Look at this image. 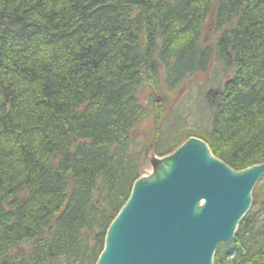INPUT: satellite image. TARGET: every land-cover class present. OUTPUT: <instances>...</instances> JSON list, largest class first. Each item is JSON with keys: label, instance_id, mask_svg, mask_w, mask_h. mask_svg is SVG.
<instances>
[{"label": "trees", "instance_id": "16d2710c", "mask_svg": "<svg viewBox=\"0 0 264 264\" xmlns=\"http://www.w3.org/2000/svg\"><path fill=\"white\" fill-rule=\"evenodd\" d=\"M212 60L233 72L201 128L134 135L147 86ZM192 135L235 170L264 162V0H0V264H96L151 152ZM252 196L214 264H264V176Z\"/></svg>", "mask_w": 264, "mask_h": 264}, {"label": "water", "instance_id": "95a60500", "mask_svg": "<svg viewBox=\"0 0 264 264\" xmlns=\"http://www.w3.org/2000/svg\"><path fill=\"white\" fill-rule=\"evenodd\" d=\"M151 163L110 224L96 264H214L251 208L264 162L235 170L192 136Z\"/></svg>", "mask_w": 264, "mask_h": 264}, {"label": "rangeland", "instance_id": "374dc122", "mask_svg": "<svg viewBox=\"0 0 264 264\" xmlns=\"http://www.w3.org/2000/svg\"><path fill=\"white\" fill-rule=\"evenodd\" d=\"M214 11L215 8L206 19L203 32V44L205 46L214 44L220 35L219 32L214 31ZM232 72V68H225L223 65H219L217 61L212 60L207 70L185 78L183 83L173 91L167 90L163 81L156 87L147 86L141 92L140 97L143 104L145 106L148 105V107L151 106L153 111L134 130V135L139 134L152 140L155 130L160 124L163 125L162 130L164 131V135L166 132L174 133L179 135L181 140H183L185 134L196 132L198 128L202 127L201 124L204 125V122H207V94L228 79L232 75ZM153 103H156L157 106L155 110ZM207 104L209 103L207 102ZM155 112L161 113L162 122H155ZM181 144H183V141ZM154 156L163 157L151 152L143 168L142 175L152 172L151 157Z\"/></svg>", "mask_w": 264, "mask_h": 264}]
</instances>
